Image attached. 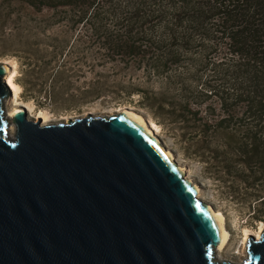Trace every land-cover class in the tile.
Wrapping results in <instances>:
<instances>
[{"label": "water", "instance_id": "1", "mask_svg": "<svg viewBox=\"0 0 264 264\" xmlns=\"http://www.w3.org/2000/svg\"><path fill=\"white\" fill-rule=\"evenodd\" d=\"M6 66L0 264H235L215 258L220 217L128 108L42 122L18 105L9 117ZM245 251L239 264H264V228Z\"/></svg>", "mask_w": 264, "mask_h": 264}, {"label": "trees", "instance_id": "2", "mask_svg": "<svg viewBox=\"0 0 264 264\" xmlns=\"http://www.w3.org/2000/svg\"><path fill=\"white\" fill-rule=\"evenodd\" d=\"M15 1L61 16L0 17V27L16 22L17 34L24 27V50L48 36L54 89L74 64L120 62L156 75V91L131 89L137 104L178 129L184 152L224 195L264 221V0ZM12 3L0 0V9ZM31 94L37 107L58 106L53 91Z\"/></svg>", "mask_w": 264, "mask_h": 264}, {"label": "rangeland", "instance_id": "3", "mask_svg": "<svg viewBox=\"0 0 264 264\" xmlns=\"http://www.w3.org/2000/svg\"><path fill=\"white\" fill-rule=\"evenodd\" d=\"M12 5L11 10L7 6L1 8L0 17H61L59 13L52 14L50 10L34 11L15 0ZM17 30L16 22L12 24L9 22L7 26L0 27V62H7L11 70L14 69L15 83L18 86L16 104H13L12 99L15 96L10 91L6 97L5 110L10 112L16 106L24 105L31 111L30 113L26 111L28 117H40L44 122L43 115L48 112L51 121H65L68 118L85 116L87 113L105 115L128 108L129 112L140 116L147 125L150 126L151 122L155 123L158 126L156 135L160 142L170 151L174 161L184 169L182 174L198 187L200 194L197 197L208 203L223 217V226L228 232V240L220 250V255L236 264L244 260L247 236H255L260 232L264 228V221L251 220L243 203L224 195L221 186H218L204 172L202 164L184 152V144L178 135V129L168 124L155 122L148 110L137 104L138 95L130 92L131 89L142 87L147 91H156L161 82L160 78L152 74L147 75L142 70L124 66L120 62L105 61L94 68L74 64L72 67L76 69L75 73L60 74L56 84L61 88L54 89L51 81V75H53V72H50L51 65L46 63L49 57L46 54L48 36H41V40L32 38L29 49L24 50L18 44V39L23 38L25 33L24 27L19 28L22 31L20 34H17ZM46 31L52 33L54 29ZM70 44H74L72 39L67 40V45ZM62 78L64 83L61 81ZM92 89L99 90L95 98L88 94ZM52 91L58 102L56 108L37 107L31 97L27 98L28 93H32L31 95L37 93L42 96ZM12 131L11 124L10 132Z\"/></svg>", "mask_w": 264, "mask_h": 264}, {"label": "bare ground", "instance_id": "4", "mask_svg": "<svg viewBox=\"0 0 264 264\" xmlns=\"http://www.w3.org/2000/svg\"><path fill=\"white\" fill-rule=\"evenodd\" d=\"M6 72H5V74L3 75V79L5 80V85L7 86V89L9 90V93H10V91L13 93V95L15 96L13 99H12V101L14 102L13 104H16L15 103V101H16V93H17V90H18V86H17V84L15 83V78H14V69L13 70H11V67H7L6 66ZM9 87V88H8ZM12 89V90H11ZM29 109L31 110V108L29 107ZM17 110V108H13V109H11L10 110V112H8L7 111V116H9V117H11V115H12V113L14 112V111H16ZM26 111H28L29 113L31 112V111H29V110H27L26 109ZM125 112H127V113H129V115L131 116V117H133L135 120H137L143 127H144V129L145 130H147L149 133H150V136H152V137H155V136H157L156 135V133L158 132V126L155 124V123H153V122H151V124H150V126L149 125H147L143 120H142V118L140 117V116H138L137 114H135V113H132V112H129V111H125ZM49 113V112H48ZM48 113H44V115H43V120H44V122H46V121H49L50 119H49V117H48ZM156 139V138H155ZM157 140V139H156ZM166 153L170 156V159H173V156L170 154V152H168V151H166ZM174 160V159H173ZM179 170L181 171V172H184V169L182 168V167H179ZM184 175V174H183ZM193 187L195 188V190H196V193H195V195L196 196H199V190H198V187L195 185V184H193ZM213 214H217L219 217H220V220H221V223H220V228H221V231H222V233H223V242H222V244H221V246L217 249V251H216V253H215V258H216V260H222V259H224L221 255H220V250L222 249V247L224 246V244L227 242V240H228V232L226 231V229L224 228V226H223V217H222V215L219 213V212H216V211H214L213 210V212H212ZM261 228V227H260ZM260 231V230H259ZM257 233V232H256ZM258 235H259V232L254 236L255 238H257L258 237ZM226 246V245H225ZM236 264V263H235Z\"/></svg>", "mask_w": 264, "mask_h": 264}]
</instances>
